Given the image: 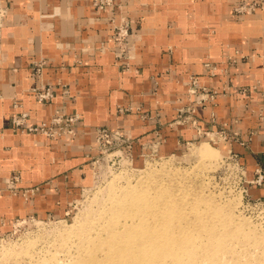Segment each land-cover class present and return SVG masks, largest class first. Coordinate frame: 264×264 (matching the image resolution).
Returning a JSON list of instances; mask_svg holds the SVG:
<instances>
[{
	"label": "crops",
	"instance_id": "obj_1",
	"mask_svg": "<svg viewBox=\"0 0 264 264\" xmlns=\"http://www.w3.org/2000/svg\"><path fill=\"white\" fill-rule=\"evenodd\" d=\"M117 2L132 20L131 71L115 53L118 10H99L93 0H1L0 234L16 218L68 214L92 180L87 157L101 125L180 152L204 137L177 122L179 109L194 104L202 131L227 124L239 132L244 143L233 148L250 180L264 168V8L238 16L234 0ZM41 58L48 61L42 83L54 91L46 101L33 90L41 84L33 63ZM193 75L219 90L214 102L189 99ZM118 106L132 109L120 114ZM23 111L30 124L50 122L57 111L80 118L75 134L50 137L21 132L12 117ZM14 174L27 197L8 189ZM249 194L264 199V183H250Z\"/></svg>",
	"mask_w": 264,
	"mask_h": 264
},
{
	"label": "rangeland",
	"instance_id": "obj_2",
	"mask_svg": "<svg viewBox=\"0 0 264 264\" xmlns=\"http://www.w3.org/2000/svg\"><path fill=\"white\" fill-rule=\"evenodd\" d=\"M102 127L109 126L101 125L97 128ZM109 128L112 132L110 131L109 135L99 139H96L95 132L92 153L87 157L92 180L84 190H81L80 197L71 203L68 214L63 217L39 218L28 215L16 218L11 227L0 234V253H2L0 264L88 263L79 262L85 254L82 241L84 235L76 233L70 235L63 229L81 225L87 220L91 222L94 220L95 230L91 228L85 235L98 234L100 232L99 223H107L113 213L114 217L116 216V210L113 212L108 209L112 205V196L116 193L115 199L120 200L122 197L120 195L128 189L134 196H137L135 201L137 203L139 199L140 202L138 201L137 204H140L143 198L138 197L136 189H145L147 185L160 198L165 197L167 189L172 190L171 193H178L176 196L169 195L168 198L176 203L177 210L178 206H182L188 218L192 217L190 220L197 217L194 209L197 204L204 212L210 209L212 213L210 219L220 223L216 229H235L236 232L232 235H223L220 232L210 234L204 230V233L200 235L199 233L194 234L191 241L193 244H187L188 247H192V251L193 247L197 248L194 251L198 262L193 264H218L225 257L222 264H264V199L262 201L252 200L243 191L240 176L232 167L229 158L230 144L223 137L213 135V140L203 137L197 142L184 145L180 152L164 153L156 142L146 144V141L136 138L129 131ZM115 130L130 133L131 138L124 142L118 138V134H113ZM15 177L18 179L15 180ZM20 180L19 174L12 175L8 189L12 192L15 190L16 193L21 192L27 197L26 189L18 185ZM163 181L165 185L160 188L159 183ZM198 195L200 196L196 197ZM196 198L201 200L200 204H198L200 201L196 203ZM119 220L123 221V217ZM104 231L105 229H101L100 233L106 235ZM222 232L225 231L222 230ZM235 252L238 253L233 254ZM102 253L103 250L100 249L98 256ZM134 259L136 258L131 260L134 261ZM161 262L160 264H173L166 259H162ZM113 263L116 262H110V264ZM136 263L120 262V264ZM93 264L101 263L93 262Z\"/></svg>",
	"mask_w": 264,
	"mask_h": 264
},
{
	"label": "bare ground",
	"instance_id": "obj_3",
	"mask_svg": "<svg viewBox=\"0 0 264 264\" xmlns=\"http://www.w3.org/2000/svg\"><path fill=\"white\" fill-rule=\"evenodd\" d=\"M153 177L152 178L150 177L151 180H154ZM171 182L174 181L171 180ZM145 183H147V181ZM164 185H165L164 181L159 183L160 188H162ZM136 191H138V197L143 198V201L140 204H137L139 199L136 203L135 200H137V196H134L131 190L128 189L125 190L120 195L122 196L120 197V200L115 199L117 197V194L113 193L114 194L112 196L113 201L111 202L112 205L108 209L113 212H115L116 210V216L114 217V213H113V215L109 219V220L112 219L111 221L108 220L107 223L101 222L102 224L99 223L100 227L97 226L99 227L98 229L100 230V232L101 229H105L104 232L106 235H103L102 233L99 232L96 235H89L90 234L89 233L88 236H86L87 232H89L88 231L89 229L93 228L95 230L96 225H93L95 224L93 223L94 220H92V222L91 220H87L84 221L85 223H82L81 225L75 227L72 226L69 229L68 227L66 229H63L69 232L70 235L71 233L84 235L82 241H83V250L85 251V254L82 255V258H80L81 260H79V262H83V263L88 262L86 264H93V262H99L101 264H110V262H116L113 264H120V262H137L136 264H160L162 263L161 262L162 259L164 260L166 259V261L170 260V262H172L173 264L175 263L193 264L194 262H198L197 255L194 251L197 250V248L193 247V251H192L191 249L192 247H188L187 244L189 243L190 245L193 244L191 241L193 239L194 234L199 233L200 235V233L202 232L204 233L205 231L210 234H217L218 232H220L223 235H232L236 232L235 229H216L217 225H219L220 223L216 222L213 219H210L212 215L210 209L207 212H204L202 209L199 208V206H197V204L194 206L197 217L194 218V220H190L192 217L188 218L185 209L182 206H178V210H177L176 203H174L172 200L168 198L169 195L176 196L178 194V193H171L172 190L170 189L165 190L166 192L164 198L163 197L160 198L157 195V193L155 194L152 191V189L148 187V185L145 189L140 188L139 190L136 189ZM108 195H110V193ZM199 196L200 195L196 197ZM196 199H197L196 203L200 201L198 203L200 204L201 200H198V198ZM205 202H207V200H205ZM175 210H177L178 213L175 212ZM95 214L97 213L95 212ZM120 217H123V221L119 220ZM185 219H188V221H185ZM176 229H179V231H176ZM222 230H224L225 232H222ZM100 249L103 250V253L102 255L98 256V252ZM13 251L10 252L13 253ZM225 252L227 251L225 250ZM227 253H229V250ZM237 253L235 252L233 254H237ZM132 258H136V259H134L133 261L131 260ZM224 259L222 258L221 261L223 262ZM71 260L74 261L73 259ZM222 262L219 263L222 264Z\"/></svg>",
	"mask_w": 264,
	"mask_h": 264
},
{
	"label": "built area",
	"instance_id": "obj_4",
	"mask_svg": "<svg viewBox=\"0 0 264 264\" xmlns=\"http://www.w3.org/2000/svg\"><path fill=\"white\" fill-rule=\"evenodd\" d=\"M94 7L99 10H105L107 8H113L118 10L120 14V20L114 21V33L113 39L117 45L115 50L116 57L120 61L123 60V68L127 71L132 70L130 60L134 57V34L132 32V20L124 13L122 4L117 2V0H93ZM264 8V0H234L233 3V12L238 15H247L251 14L258 9ZM6 8L2 6L0 0V27H1V16L5 12ZM47 60L41 58L34 61L33 70L34 78L40 79L41 84L33 87V90L37 94V98L40 101L51 100L54 98V91L52 86L43 84V71L44 67L47 65ZM207 67L211 69L212 74H215L217 66L211 62L206 63ZM188 95L191 101H194L200 105H207L208 103L214 102L216 97L219 94V90L215 87H210L205 84L200 83L199 79L196 76H191L189 80ZM250 90L249 87L239 88V92L247 93ZM131 107L118 106V112L120 114L130 111ZM29 112L23 111L19 114H15L12 117V123L21 130V132H31V133H41L50 137L59 136L63 134H75V123L80 118L79 114L66 116L63 113L57 111V113L52 117L50 122H42L38 124H30L28 122ZM196 107L194 104H189L188 106H183L179 109V116L177 118L178 123H192L198 129L201 137H209V140H213L214 136L223 137L229 144V158L231 159L232 167L237 171L240 176V182L243 187V191L246 195L252 200L262 201V199H254L249 194V185L252 182L264 183V168H257L256 177L253 180H250L247 176V171L245 167L241 164L239 154L232 147L234 142L244 143L239 132L237 130H232L228 128L227 124L222 125L221 127L211 130V131H202L198 127V122L196 118ZM112 130L109 127H102L96 129V135L99 139L105 135H109ZM118 134V138H121L122 141L127 142L130 139V133L122 132L119 130L113 131V134ZM127 137V139H125ZM17 180L18 178H14ZM16 193L15 190H13Z\"/></svg>",
	"mask_w": 264,
	"mask_h": 264
}]
</instances>
